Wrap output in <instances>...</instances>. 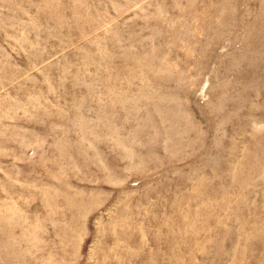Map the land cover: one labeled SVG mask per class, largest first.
Wrapping results in <instances>:
<instances>
[{
	"label": "rangeland",
	"instance_id": "1",
	"mask_svg": "<svg viewBox=\"0 0 264 264\" xmlns=\"http://www.w3.org/2000/svg\"><path fill=\"white\" fill-rule=\"evenodd\" d=\"M0 264H264V0H0Z\"/></svg>",
	"mask_w": 264,
	"mask_h": 264
}]
</instances>
